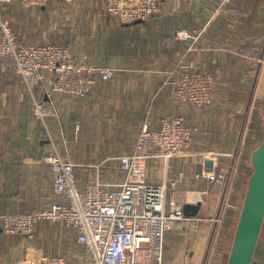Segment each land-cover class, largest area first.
Segmentation results:
<instances>
[{
  "label": "crops",
  "instance_id": "obj_1",
  "mask_svg": "<svg viewBox=\"0 0 264 264\" xmlns=\"http://www.w3.org/2000/svg\"><path fill=\"white\" fill-rule=\"evenodd\" d=\"M89 1L100 8L90 13L93 19H86L83 29L96 36L77 44L78 50L72 48L96 63L117 67L118 72L112 80L99 81L87 97L53 95L62 120L61 125L50 122L58 147L63 152L67 147L78 163L82 187L95 176L94 163L100 164L103 179L114 183L125 179L170 182L168 204L181 203L186 214L203 219L196 228L191 221H178L166 231L163 264H215L217 260L225 264L228 243L224 249L218 245L221 231L212 218L225 216L227 183L196 175L205 164L227 170L238 150L247 146L245 133L260 103L261 86L257 74L251 78L252 60L241 50L248 44L264 50V0H167L159 15L139 23H125L111 15L105 0ZM57 3L26 6L21 0L0 1V12L22 41L65 44L57 34L65 32L66 25L54 22L60 17ZM146 26L150 28L142 36ZM179 29L200 35L195 49L190 47L192 40L174 37ZM182 53L190 63H206L215 73L219 87L211 105L192 107L176 96L177 71L172 72ZM3 64L0 60V215L62 200L54 192V176L44 161L52 144L34 116L32 97L19 77L3 71ZM38 95L44 98L41 90ZM167 114H182L198 128L188 153L168 161L140 160L130 172L122 170L119 157L132 151L143 124L157 128ZM35 242L49 255L63 256L68 264H86V251L75 231L60 223L41 222ZM28 243L23 235L6 233L0 218V264H15Z\"/></svg>",
  "mask_w": 264,
  "mask_h": 264
},
{
  "label": "built area",
  "instance_id": "obj_2",
  "mask_svg": "<svg viewBox=\"0 0 264 264\" xmlns=\"http://www.w3.org/2000/svg\"><path fill=\"white\" fill-rule=\"evenodd\" d=\"M0 1L12 3L15 0ZM21 1L26 6H35L53 0ZM166 1L105 0L107 11L125 23L159 15L165 9ZM174 37L192 40L190 47L195 49L193 44L200 35L179 29ZM179 57L173 81L176 96L193 106L210 105L217 85L215 73L206 63H190L185 53ZM262 58L260 61L264 63V51ZM0 60L4 61L3 71L10 70L19 77L32 97L34 116L42 122L52 144L44 161L54 176V192L62 197L48 206L0 215L6 233L20 234L29 240L24 255L15 264H68L63 256L49 255L36 244L38 228L43 221L60 223L75 231L77 241L86 251V264H163L166 231L174 228L178 221H191L192 226L199 227L203 218L186 214L181 203L170 201L168 204L167 180L143 183L125 179L114 183L103 179L98 167L95 176L82 187L78 181V163L68 154L67 147L65 152L58 147L50 128L51 120L62 124L54 94L87 97L96 91L99 81L114 79L118 68L96 63L88 54L78 53L70 45L24 42L1 12ZM213 61L216 62L217 58ZM39 90L44 98L38 95ZM197 131L198 128L189 125L182 114L165 115L157 128L144 123L132 151L119 157L120 166L130 172L140 160L168 161L184 155L190 150ZM60 136L66 143L65 133ZM236 167L234 161L227 173V170L217 169L216 165L208 167L205 164L196 177L226 180V204L230 205V175L236 174ZM212 220L221 230L223 216L217 215Z\"/></svg>",
  "mask_w": 264,
  "mask_h": 264
},
{
  "label": "rangeland",
  "instance_id": "obj_3",
  "mask_svg": "<svg viewBox=\"0 0 264 264\" xmlns=\"http://www.w3.org/2000/svg\"><path fill=\"white\" fill-rule=\"evenodd\" d=\"M56 2H59V3H57L59 5L57 12H58V15H60V17L57 16V19H55L56 17H54V19H55L54 22L56 24H57V22L63 23V25H66V29H67V30H65V32H62V33L57 34V35L60 37L59 38L60 40L65 41L64 43L66 45H70L71 47L73 46L74 48H76L77 44H79V43L82 44L83 41L88 36L91 35L89 33L85 34L84 29H83V22L86 19H93L92 17L89 16L90 13L95 11V9H99L100 6L97 5L96 3L90 2L89 0H66V1L56 0ZM55 28H53V29H55ZM149 28H148V26L144 27V29H142V31H144L143 33L140 30V32L142 33V36L147 35V31L149 30ZM92 36L94 37L96 35L93 34V35H91V37ZM24 42H26V41H24ZM56 43L63 44V42H56ZM258 51H259V55H260L259 60L257 62V67H256L257 68L256 71H258V72L256 73V71L254 70V67L256 66L255 61L254 60L250 61V70H251L250 75H251L252 79H255V75L257 74L256 76H257L258 82L260 83V86H261L260 109L264 113V63L263 62L261 63V61H260L262 56H263L264 50H258ZM85 52H88V51H85ZM90 58H91V60H93L92 57H90ZM218 87L219 86L217 83L216 90L218 89ZM188 106H190V105H188ZM192 107H194V106H192ZM252 129H254V132H252L253 130H251V125H249V130H248V132L245 133L246 144H247V146H245V147L247 148L248 151L245 149L244 146L238 150L239 155L237 156V159H235V162L237 163V167L235 169L236 173H238V171H239L240 163L243 161L244 156L246 157V163L248 165V170L245 171L246 174L249 175L253 171V166H252V162H251V155H252L253 150L260 143V141H258V139H259V137L260 138L262 137L263 133L261 130L259 131V129H258V134H257L256 129L254 127H252ZM246 151H247V153H246ZM93 165H96V167H94V168H95V172H97L98 167H99L98 166L99 163H94ZM231 167H232V164L228 168H225V169L230 170ZM153 183H155V182H153ZM170 186H171V183L169 182V188H170ZM169 188H168V192H169ZM167 197H168V193H167ZM242 202H243V197L241 199V205H242ZM261 239L263 240V244H264V235H262V233H261ZM232 240H233V238H232ZM230 246H231V243H230ZM227 258H228V256L226 257V259ZM226 262H225V264H226ZM254 262H256L257 264H264V256L263 257L259 256V257L255 258Z\"/></svg>",
  "mask_w": 264,
  "mask_h": 264
},
{
  "label": "water",
  "instance_id": "obj_4",
  "mask_svg": "<svg viewBox=\"0 0 264 264\" xmlns=\"http://www.w3.org/2000/svg\"><path fill=\"white\" fill-rule=\"evenodd\" d=\"M251 162L253 171L248 179L226 264H257L253 257L264 222V116L263 138L253 150Z\"/></svg>",
  "mask_w": 264,
  "mask_h": 264
},
{
  "label": "trees",
  "instance_id": "obj_5",
  "mask_svg": "<svg viewBox=\"0 0 264 264\" xmlns=\"http://www.w3.org/2000/svg\"><path fill=\"white\" fill-rule=\"evenodd\" d=\"M241 53L243 54V56L246 55V57H249L252 61L253 60L255 61L256 66L254 67V70L256 71L257 62L260 56L257 47L253 44L244 45V47L241 50ZM176 71H177V68L175 67L172 73L174 74L176 73ZM249 71H251L250 68H249ZM263 116H264V113L260 109V103L257 102V106L254 109L253 119L251 122V130H253L252 132H254V129H252V127H254L257 131V134H258V129L259 131L261 130L263 133ZM262 138H263V134L261 138L259 137L258 141L261 142ZM246 170H248V165L246 163V157L244 156L243 161L240 163V168H239L238 173H236V175L231 173L230 175V181L232 182V189H231L230 198H229L230 205H228V207L225 210L223 226L220 230L221 233H220L219 240H218V245H221V249L222 248L224 249V246L226 245V243H228L227 256L229 255V251H230L229 249L231 247L230 243H232V238L234 236V232H235V229L238 223L239 213H240L241 206H242L240 205L239 207V203L242 197L244 198V195L246 193L247 186H248V179L251 174L250 173L249 175H247L245 172ZM228 171L229 170H227V173ZM223 182H225L223 184L225 186V184L227 183L226 180H224ZM261 233L262 235H264V222H263ZM261 233L258 239L256 249H255L253 261L255 260V258L259 256H262V257L264 256V244H263V240L261 239ZM220 262L221 260H217L215 261V264H220Z\"/></svg>",
  "mask_w": 264,
  "mask_h": 264
}]
</instances>
